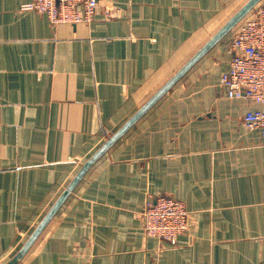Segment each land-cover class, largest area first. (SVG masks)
Returning a JSON list of instances; mask_svg holds the SVG:
<instances>
[{
    "label": "crops",
    "instance_id": "1",
    "mask_svg": "<svg viewBox=\"0 0 264 264\" xmlns=\"http://www.w3.org/2000/svg\"><path fill=\"white\" fill-rule=\"evenodd\" d=\"M26 1L0 0V264L244 0H98L76 24ZM236 26L87 169L16 264H264V142L243 121L258 105L219 82ZM158 194L190 212L174 245L142 230Z\"/></svg>",
    "mask_w": 264,
    "mask_h": 264
},
{
    "label": "built area",
    "instance_id": "2",
    "mask_svg": "<svg viewBox=\"0 0 264 264\" xmlns=\"http://www.w3.org/2000/svg\"><path fill=\"white\" fill-rule=\"evenodd\" d=\"M24 9L46 15L52 24L89 23L98 0H27ZM231 57L220 75V85L237 98L256 103L243 115L249 129H256L264 142V0H260L240 21L228 40ZM190 212L181 199L158 194L146 199L141 211L143 233L176 244L189 230Z\"/></svg>",
    "mask_w": 264,
    "mask_h": 264
},
{
    "label": "water",
    "instance_id": "3",
    "mask_svg": "<svg viewBox=\"0 0 264 264\" xmlns=\"http://www.w3.org/2000/svg\"><path fill=\"white\" fill-rule=\"evenodd\" d=\"M260 0H246L235 10L226 21L187 59L140 107L88 157L80 166L78 171L63 189L61 194L51 205L45 215L41 218L33 231L21 245V247L3 264H16L26 253L42 229L49 222L57 209L64 202L70 191L78 183L87 169L115 142L117 141L136 121L142 116L163 94H165L185 73L200 59L213 45L224 37Z\"/></svg>",
    "mask_w": 264,
    "mask_h": 264
},
{
    "label": "rangeland",
    "instance_id": "4",
    "mask_svg": "<svg viewBox=\"0 0 264 264\" xmlns=\"http://www.w3.org/2000/svg\"><path fill=\"white\" fill-rule=\"evenodd\" d=\"M244 1H245V0H244ZM244 1H242V3H243ZM242 3H241V4H242ZM241 4H240V5H241ZM240 21H241V20H240ZM240 21L237 23V25L240 23ZM237 27H238V26H236V29H237Z\"/></svg>",
    "mask_w": 264,
    "mask_h": 264
}]
</instances>
